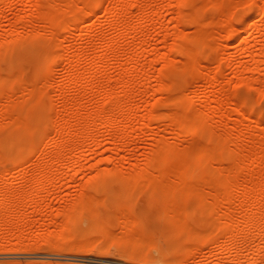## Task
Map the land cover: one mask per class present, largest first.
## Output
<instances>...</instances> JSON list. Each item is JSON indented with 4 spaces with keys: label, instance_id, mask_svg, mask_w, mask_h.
Returning <instances> with one entry per match:
<instances>
[{
    "label": "rangeland",
    "instance_id": "1",
    "mask_svg": "<svg viewBox=\"0 0 264 264\" xmlns=\"http://www.w3.org/2000/svg\"><path fill=\"white\" fill-rule=\"evenodd\" d=\"M262 2L0 0V202L23 204L0 205V264H264ZM74 11L79 26L56 28ZM103 108L117 111L116 124L88 132L82 118ZM187 114L200 123L195 133L173 125ZM159 144L169 166L186 162L192 182L213 171L212 184L231 174L230 184L254 189L255 227L245 222L257 208L240 205L236 191L215 203L199 201L195 188L179 193L182 225L164 188L128 185L130 169ZM216 145L215 157L196 161ZM231 163L240 171L229 173ZM83 194L91 204L70 211ZM231 210L235 243L211 226L213 211Z\"/></svg>",
    "mask_w": 264,
    "mask_h": 264
},
{
    "label": "bare ground",
    "instance_id": "2",
    "mask_svg": "<svg viewBox=\"0 0 264 264\" xmlns=\"http://www.w3.org/2000/svg\"><path fill=\"white\" fill-rule=\"evenodd\" d=\"M37 1V0H36ZM50 1V0H49ZM67 1H69V0H67ZM88 1V0H87ZM86 0H85V2H87ZM102 2V1H101ZM38 3V2H37ZM89 3V5H88V7H87V12L88 13H94L95 12V9H96V4H93V3H91V2H88ZM263 4H262V8L261 9H263L262 11H264V0H263V2H262ZM121 2H119L118 4H117V7H121ZM129 5H130V3H128ZM116 7V8H117ZM124 7V6H123ZM127 7V6H126ZM125 7V8H126ZM130 7V6H129ZM177 7H178V4H177ZM128 8V7H127ZM43 9V8H42ZM45 9H47L48 10V8L46 7ZM129 9V8H128ZM179 9V8H178ZM34 10V9H33ZM39 10V9H38ZM76 11H77V8L75 9ZM79 10H80V8H79ZM36 11V10H35ZM73 11V10H72ZM76 11H74L75 12V16H74V19L73 20H71V21H68L67 19H70V18H64V16H63V18H61V19H59L58 18V21H57V27L56 28H62V29H67V28H69V30H70V28H73L74 29V27H76V24L81 20V18H82V16L81 17H79V15H77V13H76ZM128 11V10H127ZM41 12V11H40ZM49 12V11H48ZM51 12V11H50ZM61 12V11H60ZM182 12H184L185 13V11H182ZM180 13L179 12V15H181V16H183L184 15V13ZM251 12V11H250ZM42 14H41V16L42 17H47V15H48V13L46 12V11H43V12H41ZM59 13V12H58ZM178 14V13H177ZM60 16V15H59ZM58 16V17H59ZM127 16V15H126ZM62 17V16H61ZM67 17H69V16H67ZM185 17V16H184ZM50 18V17H49ZM23 19V18H22ZM45 19V18H44ZM66 19V20H65ZM72 19V18H71ZM176 19H178V18H176ZM175 19V20H176ZM253 19V18H252ZM48 20V19H47ZM83 20V19H82ZM84 21V20H83ZM178 21V20H177ZM245 21H246V19H245ZM247 21H248V19H247ZM176 22V21H175ZM179 22V21H178ZM251 23H252V21H251ZM241 25V24H240ZM250 24H248L247 23V25H244L243 27H242V29L243 30H246L247 28H248V26H249ZM78 26H79V23H78ZM178 26H179V24H178ZM70 31H72V30H70ZM177 34V33H176ZM174 36V35H173ZM179 37V36H178ZM175 38V37H174ZM11 40V39H10ZM5 41V40H4ZM45 41V40H44ZM1 42H3V41H1ZM0 42V43H1ZM8 44V43H7ZM47 44V43H46ZM182 44V43H181ZM3 45V44H2ZM183 45V44H182ZM4 46V45H3ZM54 46V45H53ZM6 47V46H5ZM184 47H185V45H184ZM184 47H182V49H184ZM190 48V47H189ZM189 48H188V51L190 52V50H192L191 48H190V50H189ZM11 49V48H10ZM4 51H5V49H3ZM2 50V51H3ZM184 50H186V47H185V49ZM48 51V50H47ZM49 52V51H48ZM193 51H191L190 53H192ZM2 54H3V52H2ZM192 56H193V53L191 54ZM195 55V54H194ZM1 57V56H0ZM3 57V56H2ZM46 57V56H45ZM162 58V57H161ZM164 58V57H163ZM64 60V59H63ZM197 60H198V58H197ZM47 61V60H46ZM260 61H262V60H260ZM165 62V61H164ZM190 62V61H189ZM190 63H192V62H190ZM260 63V62H259ZM166 64V63H165ZM164 64V65H165ZM6 67V66H5ZM192 67V66H191ZM52 69V68H51ZM192 70V69H191ZM40 72H41V70H40ZM193 72V71H192ZM8 76V75H7ZM28 76V75H27ZM38 77H39V74H38ZM15 78H17L16 76H15ZM7 79H8V77H7ZM39 79V78H38ZM19 80V79H18ZM78 80V79H77ZM261 81V80H260ZM7 82V81H6ZM38 82V81H37ZM36 83V82H35ZM125 83V82H124ZM25 84V83H24ZM23 84V85H24ZM126 84V83H125ZM124 85V84H123ZM127 85V84H126ZM125 85V86H126ZM32 86V85H31ZM34 86V85H33ZM37 86V85H36ZM35 88V87H34ZM34 88H32V90H34ZM124 88H126V87H124ZM31 89V88H30ZM127 90V89H126ZM42 91V90H41ZM126 92V91H125ZM8 93H10V92H8ZM109 94V92L107 93V95ZM126 95V94H125ZM110 96H111V94H110ZM109 96V97H110ZM111 98V97H110ZM122 98V97H121ZM112 99V98H111ZM111 99H110V101H111ZM116 99V98H115ZM114 99V100H115ZM119 99V98H118ZM178 100V99H177ZM172 101H174V100H172ZM185 101V100H184ZM115 103L116 102H114V105H115ZM118 103V102H117ZM122 103V102H121ZM108 105V104H107ZM118 105V104H117ZM120 105V104H119ZM212 107V106H211ZM112 108H114V109H117V107H116V105H115V107H112ZM68 109V108H67ZM97 109V108H96ZM114 109H111L110 110V108L109 109H107V110H105L104 108L103 109H101V110H99L98 109V112L97 113H90L89 115H87L86 114V117H84V118H82L83 119V121H85V126H86V130L89 132V131H91V129L94 127V126H96L97 124H99V123H102V121H105V125L107 126V127H109V128H112L115 124H116V121H115V116H116V112L117 111H115ZM210 109V108H209ZM120 110V109H119ZM153 110V109H152ZM151 110V111H152ZM211 110V109H210ZM243 110V109H242ZM65 111H66V109H65ZM68 112V111H67ZM93 112V111H92ZM95 112V111H94ZM119 112V111H118ZM186 112V111H185ZM243 112V111H242ZM21 113V112H20ZM19 113V114H20ZM154 113H156V112H154ZM157 114V113H156ZM245 114V113H244ZM259 114V113H258ZM120 115V114H119ZM181 115H182V113H181ZM19 116V115H18ZM185 117H179V118H176V122H175V124H173V125H177V127H179V128H181V127H187L188 126V128H190L191 130H189L190 131V133H195L196 131H197V129H198V127H199V125H200V123H199V121L195 118V121H194V119L193 118H191L190 119V117H193L192 115H184ZM186 116H188V117H186ZM148 117V116H147ZM19 118V117H18ZM77 118V117H76ZM104 118H106V119H104ZM20 119V121H21V117L19 118ZM18 119V120H19ZM69 119V118H68ZM71 119V118H70ZM104 119V120H103ZM178 119V120H177ZM23 120L25 121V119L23 118ZM117 120V119H116ZM198 122H197V121ZM76 121V120H75ZM78 121H80V120H77V122ZM82 121V120H81ZM82 121V122H83ZM66 122H68L67 120H66ZM71 122V121H70ZM76 122V123H77ZM21 123V122H20ZM25 123V122H24ZM115 123V124H114ZM67 124H69V123H67ZM77 124H79V123H77ZM66 126V125H65ZM117 126V125H116ZM62 127H63V125H62ZM120 127V126H119ZM121 127H124V126H121ZM57 128H59L58 126H57ZM126 128V127H125ZM175 128V127H174ZM178 129V128H177ZM185 129V128H184ZM78 130V129H77ZM179 130V129H178ZM193 131V132H192ZM175 132H176V130H175ZM178 132V131H177ZM61 134V133H60ZM64 134V133H63ZM75 134H77V133H75ZM179 134V133H178ZM73 135V134H72ZM63 136V135H62ZM176 136V135H175ZM65 138V137H64ZM63 138V139H64ZM213 138V137H212ZM71 139V138H70ZM215 139V138H214ZM220 140V139H219ZM52 141V140H51ZM65 142H66V140H64V141H62L61 142V144H65ZM54 143V142H53ZM214 144V143H213ZM58 145H59V143H58ZM159 145H161V144H159ZM64 146H67V145H64ZM63 146V147H64ZM220 146V145H219ZM4 147V146H3ZM59 147V146H58ZM61 147V146H60ZM158 147H160V149H162L163 147H162V145L161 146H158ZM158 147H156V149L154 148V150L152 151V152H150V154H148V156L146 157L147 158V160L145 161L146 163H144V166L142 167V168H140V170H138V169H136V168H133V169H130V171H129V173H127V182H128V185H132V186H134V185H141V186H144V187H148V188H152V189H159V187H162V189L164 188V190L168 193V198H171L170 200H171V205L169 204V208H170V210H171V214H172V217L174 218V219H176V220H178L180 223H182V225L184 224L185 225V222L187 221V218H188V214H184V215H182L181 216V208H180V204L181 203H179L180 202V197H179V193H191V191L190 190H193L192 192L194 193V189L193 188H195V193H194V195H195V197L199 200V201H204V202H206V200H208L207 198V196L208 195H211V200L215 203V202H218V201H225V202H229L230 200H231V197H232V194H233V191H236V192H239L240 193V195L238 196V198L236 199V201L240 204V205H248V203H251L252 202V204L255 206H253L254 208H257L256 209V211H255V215H253L252 217H248V220L245 222V225H246V227H248V228H253V227H255V222H254V220H255V218H257V216H258V209L261 207L260 205H261V199L258 201V199L260 198V197H258V198H256V197H254V198H252V196H253V191H254V189H252L251 187L249 188V187H244L243 189H242V185L241 186H239V185H236L235 183L233 184H230L231 182H229L230 180H231V178H232V176H231V174L229 175L228 173H227V175L226 176H231V178L228 176V177H226L227 179V182H222V181H219L220 179H215V180H217V182H215V184H212V182H214V178H215V176L214 177H211L210 175V173H212L213 171H210L209 172V174L208 175H205V177H203L201 180H199V181H197V182H192V180H190V178H189V176H190V170L188 169V167H187V164H186V162L185 161H183L182 163H180V165H177L178 167H176V165H175V167H173L174 166V164H171L170 166H169V164H170V160H169V158H168V151L167 150H165L164 148V152H165V154L163 153V149H162V151L160 150V149H157ZM57 148V147H56ZM65 148V147H64ZM68 148V147H67ZM219 148L220 147H217V145L215 146V147H210V148H207V149H204V150H201L200 152H198L199 154L198 155H195V156H197L195 159H196V161L197 162H206L207 161V159H211V157L213 158V155H214V157L216 156V154H214V153H216L217 151H219ZM167 149V148H166ZM155 150H157V151H161L160 153L159 152H156ZM215 150V151H214ZM242 151V150H241ZM262 151H263V149H262ZM167 152V153H166ZM211 153V154H210ZM62 154L63 153H61L60 151H56V152H54L53 154H51V156H52V158H54L53 160H54V162H58L59 161V159H60V157L62 156ZM70 154H72V153H70ZM211 157H210V156ZM207 157V158H206ZM209 157V158H208ZM264 157V154L261 156V158H263ZM176 158V157H175ZM206 159V160H205ZM187 160H189V159H187ZM235 160V159H234ZM0 161H1V159H0ZM174 162V161H173ZM172 162V163H173ZM188 162V161H187ZM208 163V162H207ZM239 163V162H238ZM232 164V163H231ZM241 165V164H240ZM169 166V167H168ZM172 166V167H171ZM237 166V167H236ZM171 167V168H170ZM234 168V169H232L231 170V168ZM119 168V167H118ZM235 168L238 170V171H240L239 170V165H235V164H232V165H230V169L229 170H231V172L230 171H228L229 173H232V171H234L235 170ZM244 168V167H243ZM121 169V168H120ZM248 170V169H247ZM246 170V171H247ZM251 170V169H250ZM250 170H248V172L247 173H245V174H247L246 176V178H248V175H251L252 174V170L250 171ZM113 171V170H112ZM118 170H116V172H117ZM120 171V170H119ZM204 172V171H203ZM120 173H122V172H120ZM215 172H213V174H214ZM108 174H112V173H108ZM125 174V173H124ZM129 174V175H128ZM217 177V176H216ZM252 176H250V178H251ZM230 178V179H229ZM211 179L213 180V181H211ZM249 179V178H248ZM247 179V180H248ZM229 180V181H228ZM42 180L41 179H39V182H41ZM233 181V180H232ZM246 186V185H245ZM198 189H201L202 190V193L201 192H197V190ZM207 189H211V191H209V193L207 192ZM161 190V189H160ZM205 190V191H204ZM159 191V190H158ZM200 191V190H199ZM256 191V190H255ZM175 192H177L176 194H175ZM204 192H206V193H204ZM257 192V191H256ZM264 192V191H263ZM192 193V194H193ZM198 193V194H197ZM164 194V193H163ZM197 194V195H196ZM254 195H256V194H254ZM80 196V195H79ZM161 196V195H160ZM207 197V198H206ZM31 198V197H30ZM30 198H29V201H35V200H32L33 198H31V200H30ZM93 199H95V200H97V202H98V199L97 198H95V197H92ZM205 198V199H204ZM252 198V199H251ZM261 198H263V197H261ZM24 199V198H23ZM78 200H75V201H73L72 203H70L69 204V202H68V205H71L70 207L71 208H69V210L71 209L72 210V208L74 209V208H77L76 207V205L78 204V203H81V204H84V203H86V205L87 204H91V202H92V200H91V197L89 196V195H82V196H80L79 198H77ZM161 199V198H160ZM159 199V200H160ZM264 199V198H263ZM27 200V199H26ZM94 200V202H96ZM167 200V199H166ZM17 201V202H16ZM96 202V203H97ZM167 203L169 202V201H166ZM165 202V203H166ZM11 203H15L16 205V207H20L21 205H23L22 204V201L21 200H19V202H18V200H14V198L13 197H11V196H6V197H4L3 198V200L0 202V205L1 206H6V205H9V204H11ZM25 203H28V201H26ZM24 203V204H25ZM96 203H94V205L96 204ZM162 205V204H161ZM165 205V204H164ZM89 206V205H88ZM167 206H168V204H167ZM166 209V208H165ZM70 210V211H71ZM210 210H211V208H210ZM260 210V209H259ZM168 213V212H167ZM233 213H234V210H231V211H226V212H223L222 214H218L217 212L215 213L214 211H213V214H212V211H211V214H212V216H213V221H212V224H211V226L214 228L215 227V229H218L219 228V226H220V228L218 229V230H220V231H223V230H225V229H227L228 230V232H229V234H230V238H231V240L235 243L236 242V240H237V224H236V222L234 221V220H236V218H238V217H234L233 216ZM169 214V213H168ZM127 215L129 216V214L127 213ZM163 215V214H162ZM190 216V215H189ZM127 217V216H126ZM230 217H232L233 219H231L232 221H231V223H221V222H224V221H221V220H224L225 218H230ZM193 219H194V217H193ZM199 219V218H198ZM207 218L205 217V220H206ZM190 220V219H189ZM196 220H197V217H196ZM208 220H210V218L208 219ZM203 222H204V220H203ZM216 223H217V225H218V227L216 226ZM220 223V224H219ZM173 224V223H172ZM215 224V225H214ZM133 225V224H132ZM181 225V226H182ZM191 225V224H190ZM203 225V224H202ZM130 226V225H129ZM192 226V225H191ZM190 227V226H189ZM206 227V226H205ZM193 228V227H192ZM194 230V229H193ZM207 230V229H206ZM211 229H209V234H210V231ZM200 232H201V230H200ZM212 232H213V230H212ZM211 232V233H212ZM204 234V233H203ZM208 233H207V235H209ZM206 235V234H205Z\"/></svg>",
    "mask_w": 264,
    "mask_h": 264
}]
</instances>
